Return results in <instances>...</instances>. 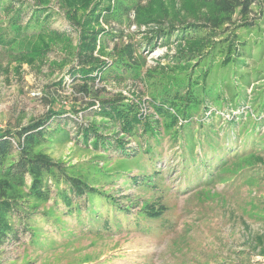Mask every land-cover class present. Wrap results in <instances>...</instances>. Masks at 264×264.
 Returning a JSON list of instances; mask_svg holds the SVG:
<instances>
[{
    "label": "rangeland",
    "instance_id": "374dc122",
    "mask_svg": "<svg viewBox=\"0 0 264 264\" xmlns=\"http://www.w3.org/2000/svg\"><path fill=\"white\" fill-rule=\"evenodd\" d=\"M0 1L40 16L15 39L0 18V135L57 113L37 151L108 195L90 225L67 216L52 182L48 202L29 197V180L14 187L35 239L0 245V264H264V0L249 24L216 34L204 31L203 0ZM234 34L245 47L227 65ZM90 40L93 82L72 73ZM187 89L199 104L185 118L157 114ZM103 102L132 111L120 123L131 134L100 114ZM115 140L125 147L104 149Z\"/></svg>",
    "mask_w": 264,
    "mask_h": 264
},
{
    "label": "trees",
    "instance_id": "16d2710c",
    "mask_svg": "<svg viewBox=\"0 0 264 264\" xmlns=\"http://www.w3.org/2000/svg\"><path fill=\"white\" fill-rule=\"evenodd\" d=\"M203 1L210 9L209 15L205 16L203 26L207 29L204 31H210L214 34H216L217 29L225 25L230 26L231 24H235V20L237 19L241 20L243 25L247 24L249 15L252 12V6L255 3V0ZM157 9H159V4L155 3L153 7L154 13H158L155 12ZM3 15H7L9 21V29L7 30L12 31L14 39L27 34L30 29H33L34 25L32 26V24L36 20H39L38 18L40 17L38 12L31 8L15 7L14 5L3 7L0 1V18ZM25 18H27L28 22L23 25L22 23ZM5 33L7 32L5 31ZM0 40L3 42L2 38ZM90 41L93 44L86 46L85 49L80 48L76 53V64L73 67L72 73L74 77L77 76V79L93 82V78L95 77L92 75L93 73L89 67L96 63L98 64V61L94 57L96 40ZM227 42L229 55L226 61L228 65L235 61L233 55L236 56L240 52L239 49H244L245 45L235 34ZM83 89H86V87ZM198 104L197 99L192 96V92L187 89L184 96L176 93L171 100L165 102V105L162 102L160 106H155V109L157 114L171 118L172 125H174L177 118L179 119L180 116L186 117L184 115L188 114L190 106L194 107ZM174 109L177 110L176 115H173L171 112ZM192 109L190 108V111ZM99 112L102 116L113 119L115 123L122 125L120 129L124 131V134H131V131L134 129L133 124H120L126 118L135 121L132 111L128 108H121L115 103L103 102L99 104ZM193 113L196 114V110ZM57 117H59L57 113H51L41 121L24 127L15 134L9 132L0 135V245L10 241H19L21 232H26L32 240L35 239L32 236L33 228L31 225L35 214H32L26 208H21L19 202L14 199V194H12L14 187H27L28 180L30 182L27 192L29 197L41 202L51 201L53 192L52 186H49L50 181L52 184H55V201L60 199L61 203L66 207L67 216H75L79 220L87 221L90 225L100 223L101 216L99 214L103 209L106 210L105 208H99L98 203H95V199L102 196H105L102 198H107V194L94 189L78 177L69 176L60 163L37 151V148L46 143L52 136L49 126ZM148 129L147 127L146 133L149 132ZM81 130L85 136H89L90 133L95 135L91 128H81ZM100 141L98 143L100 147H103ZM109 143L108 147L104 149L115 151L125 147L122 142L116 140L112 143V146L111 142ZM133 153L137 152L133 151ZM143 180L150 182L147 178H143ZM133 181L136 183L135 179ZM102 198L100 199L102 200ZM108 204L111 205V200L108 203L106 202L102 207H107L109 206ZM145 207L146 210L151 211V216H161L157 214V210L152 205L146 204ZM117 208L122 213L125 211L121 205H118ZM103 214L101 213V215Z\"/></svg>",
    "mask_w": 264,
    "mask_h": 264
}]
</instances>
